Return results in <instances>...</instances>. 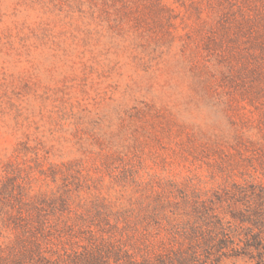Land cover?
<instances>
[{
	"label": "rangeland",
	"instance_id": "rangeland-1",
	"mask_svg": "<svg viewBox=\"0 0 264 264\" xmlns=\"http://www.w3.org/2000/svg\"><path fill=\"white\" fill-rule=\"evenodd\" d=\"M132 4L0 0V264H264V0Z\"/></svg>",
	"mask_w": 264,
	"mask_h": 264
},
{
	"label": "trees",
	"instance_id": "trees-1",
	"mask_svg": "<svg viewBox=\"0 0 264 264\" xmlns=\"http://www.w3.org/2000/svg\"><path fill=\"white\" fill-rule=\"evenodd\" d=\"M134 0H22L28 14L38 20V29L49 35L53 30H63L65 34L91 36L99 32L105 23L120 26L129 18ZM134 5V4H132ZM116 20H111L112 16Z\"/></svg>",
	"mask_w": 264,
	"mask_h": 264
}]
</instances>
